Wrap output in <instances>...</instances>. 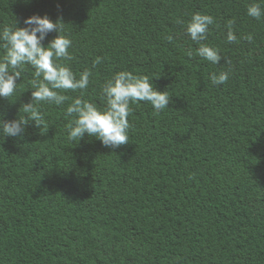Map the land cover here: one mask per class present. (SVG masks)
I'll list each match as a JSON object with an SVG mask.
<instances>
[{
    "label": "trees",
    "instance_id": "16d2710c",
    "mask_svg": "<svg viewBox=\"0 0 264 264\" xmlns=\"http://www.w3.org/2000/svg\"><path fill=\"white\" fill-rule=\"evenodd\" d=\"M253 2L0 0V26L61 19L69 66L93 72L83 94L36 105L40 127L0 136V264H264V19L246 15ZM194 12L216 20L205 43L219 65L187 54L198 45L177 21ZM121 70L152 79L168 107L131 105L129 142L115 149L70 141L67 104L101 105V85ZM225 70L229 80L212 85ZM32 78L26 69L10 102L0 98L4 119L25 116Z\"/></svg>",
    "mask_w": 264,
    "mask_h": 264
},
{
    "label": "clouds",
    "instance_id": "9594fccd",
    "mask_svg": "<svg viewBox=\"0 0 264 264\" xmlns=\"http://www.w3.org/2000/svg\"><path fill=\"white\" fill-rule=\"evenodd\" d=\"M246 15L256 20L264 19V0L246 5ZM61 19L53 21L47 15L33 14L23 21L24 26H0V98L10 102L17 91L18 80L22 73L30 68L33 78L31 85V100L24 103V117L6 120L0 115V136L22 137L29 121L40 127L41 116L36 105L41 102L61 106L70 98L64 93L80 91L83 94L93 76L92 69H85L78 75L69 66L68 61L74 59L69 51L73 47L72 40L64 35ZM184 32L198 45L188 55L198 56L212 65H219L222 58L219 48L205 43L208 40L211 27L216 24L215 18L206 13L194 12L185 22L178 20ZM235 21L227 22L226 40L229 43L237 41L233 31ZM57 35L47 45L43 43L49 33ZM165 39L171 41L168 35ZM243 39L252 42L251 34ZM101 57H96L92 67L102 63ZM228 63V61H227ZM230 77L229 71L210 74L212 85H224ZM170 96L166 91L157 90L148 76L136 75L131 71L121 70L113 73L101 85V105L81 97L71 99L67 104L66 115L71 117L67 126V138L78 143L87 135L95 137L105 146L112 149L129 142L128 134L131 105L147 103L153 108L154 114H159L168 107Z\"/></svg>",
    "mask_w": 264,
    "mask_h": 264
}]
</instances>
